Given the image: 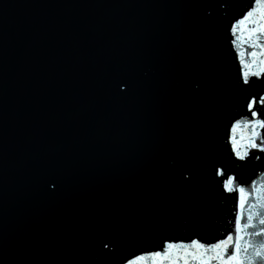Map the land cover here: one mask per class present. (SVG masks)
<instances>
[{"label": "water", "instance_id": "1", "mask_svg": "<svg viewBox=\"0 0 264 264\" xmlns=\"http://www.w3.org/2000/svg\"><path fill=\"white\" fill-rule=\"evenodd\" d=\"M249 5L0 0V264H126L234 229L224 181L264 183V153L229 142L264 95L232 44Z\"/></svg>", "mask_w": 264, "mask_h": 264}, {"label": "snow or ice", "instance_id": "2", "mask_svg": "<svg viewBox=\"0 0 264 264\" xmlns=\"http://www.w3.org/2000/svg\"><path fill=\"white\" fill-rule=\"evenodd\" d=\"M230 32L234 37L232 44L241 46L237 58L241 80L247 85L250 77L264 75V0H250L249 9L231 24ZM243 45L252 50L245 53ZM257 106H264V95L247 99L248 115L243 122L237 120L231 124V151L242 162L250 151L264 153V113H258ZM217 174H222L219 169ZM234 179L228 176L223 183L224 192L237 193L233 197L234 229L227 235L213 242L195 238L188 243L164 241L162 249L135 254L126 264H264V227L256 228V222L264 225V183L253 182L249 191L248 186L233 187ZM103 247L107 249L109 245L105 243Z\"/></svg>", "mask_w": 264, "mask_h": 264}]
</instances>
